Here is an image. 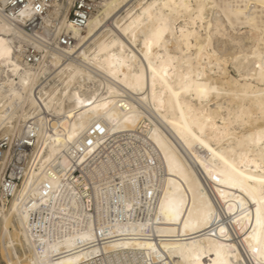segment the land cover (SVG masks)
Wrapping results in <instances>:
<instances>
[{
    "label": "bare ground",
    "instance_id": "obj_1",
    "mask_svg": "<svg viewBox=\"0 0 264 264\" xmlns=\"http://www.w3.org/2000/svg\"><path fill=\"white\" fill-rule=\"evenodd\" d=\"M23 1L0 0V264H264V0H101L81 29L75 0Z\"/></svg>",
    "mask_w": 264,
    "mask_h": 264
},
{
    "label": "built area",
    "instance_id": "obj_2",
    "mask_svg": "<svg viewBox=\"0 0 264 264\" xmlns=\"http://www.w3.org/2000/svg\"><path fill=\"white\" fill-rule=\"evenodd\" d=\"M23 0H10L9 4L5 7L3 10V13L8 14L14 11H17L18 8L23 6ZM33 3L36 4V7L38 8V0H33ZM101 0H75L73 3V6L69 13V21L74 25L75 28L81 29L85 26L87 19L94 14L97 9L99 8ZM29 30V29H28ZM46 36V42H44V46L47 50L50 52H56L64 55L63 57L65 59L69 58L70 56L66 55L64 52V49L69 48L74 44V39H72L67 34L61 33L58 36H56L53 33V30H48ZM37 55V52H34L33 49L29 48L26 51V56L30 55ZM30 58V57H29ZM30 62V59H28ZM22 146H19L16 148L18 151L19 148ZM6 149V142L0 141V164H1V158L2 153ZM15 162V161H14ZM19 169L15 167L12 164H9L3 171L2 174V183L4 185V191H8L10 189V186L13 185L15 182L17 185L19 184V178L15 180L16 177L15 174H19Z\"/></svg>",
    "mask_w": 264,
    "mask_h": 264
},
{
    "label": "rangeland",
    "instance_id": "obj_3",
    "mask_svg": "<svg viewBox=\"0 0 264 264\" xmlns=\"http://www.w3.org/2000/svg\"><path fill=\"white\" fill-rule=\"evenodd\" d=\"M229 71H230V73L232 74V75H234L235 76V73L233 72V70L229 67ZM2 264H4V263H2Z\"/></svg>",
    "mask_w": 264,
    "mask_h": 264
}]
</instances>
